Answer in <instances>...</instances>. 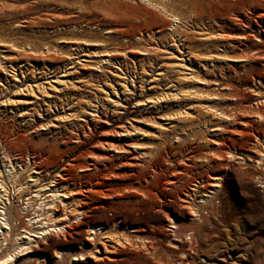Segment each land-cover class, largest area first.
Here are the masks:
<instances>
[{"label": "rangeland", "instance_id": "obj_1", "mask_svg": "<svg viewBox=\"0 0 264 264\" xmlns=\"http://www.w3.org/2000/svg\"><path fill=\"white\" fill-rule=\"evenodd\" d=\"M176 17L179 43L166 32ZM79 43L85 50L76 55ZM149 46L157 53L140 55ZM106 50L127 59L94 69L98 58H86V51ZM220 81L231 87L222 90ZM162 91L168 96L158 101L161 110L136 107ZM117 95L126 101L115 108ZM258 101L264 0H0V179L9 202L3 204L16 214L57 178L71 191L82 185L90 206L79 226L40 242L20 263H77L93 222L123 245L110 259L88 253L92 264H264V166L255 160L264 128H242L220 115L254 122ZM130 125L131 142L146 152L141 165L109 149L95 176L82 177L80 167L94 160L88 151L107 138L124 146L126 139L114 137ZM10 162L25 169L15 182L4 172ZM33 171L41 176L35 186L27 182ZM214 175L221 177L217 200L204 205L202 220H183L185 201L200 198L186 193L196 183L209 189ZM31 201L38 209L41 200ZM171 219L178 226L173 236Z\"/></svg>", "mask_w": 264, "mask_h": 264}, {"label": "bare ground", "instance_id": "obj_2", "mask_svg": "<svg viewBox=\"0 0 264 264\" xmlns=\"http://www.w3.org/2000/svg\"><path fill=\"white\" fill-rule=\"evenodd\" d=\"M179 25L180 20L176 17L173 19V23L166 30L167 33H170L174 37L173 40H175V42L177 43H179L181 40H179L178 38L176 39L177 34H179ZM160 34L163 36L162 32L158 33V35ZM75 46L76 48L74 50L77 51L76 55H79L80 53L82 54L84 52L85 47H83L82 44L79 43ZM157 50V47L152 46L142 48L140 50V55L149 56L153 53H157ZM165 51H167V49ZM86 52L88 56L90 55L86 58H98L96 64L94 65V69L96 70H99L104 65L108 67L115 66L116 63L122 62L123 60L127 59V57L119 56L116 50H106L98 54H95L91 51ZM134 57L138 59L141 56H139L138 54H134ZM69 58V65H72L73 70H75L76 65H74V61L76 58H74V54H71ZM78 59L80 58H77V60ZM155 80L159 81L160 79L155 78ZM205 85H207V83ZM218 85L222 87V90L231 87L230 85L222 83L221 81L218 83ZM203 94L205 97L215 98V101L220 100L221 98V95L209 93L208 91L203 92ZM176 95L177 94H173V97H178ZM138 96L142 97L141 94H139ZM167 96L168 94L162 91L157 96L148 97L147 100H144L142 102L140 101L136 104V107L145 106L148 112L161 110L159 108L158 101L163 100ZM116 99L117 100L115 101V108L122 106V104L119 102L120 99L126 101L125 95H122L121 98L117 95ZM173 100L178 101L177 99ZM259 106H261V108H259ZM255 107L258 113L255 114V119H253L254 122H250L246 117L236 119V115L234 114L227 115L220 113V115L230 120H239L238 123H240V127L242 128L246 126L253 127L252 125L256 127L262 126L264 128V101H258L255 104ZM243 109V107L239 106L237 110L240 111ZM121 129V131L116 132L114 138L118 140L126 139V144L124 146H116L117 141L114 142V140L109 138H107L108 140L106 141L103 140L98 142L97 150H95L94 146V148H91V150H89L87 153L88 157L94 159L93 164L89 163L88 166L80 167L79 171H84L82 173V177L92 179L95 176L94 171H96L99 167V162L107 161L110 159L107 155V151L109 149H112V152L115 153V155L124 154L130 156V158L126 159V161L133 159L136 162V165H133H141L142 161L140 160V158L144 157L146 155V152L142 153L139 150V145L135 142H131V134L136 131V127L130 125L128 128H125V126H123V128ZM218 129L220 128L218 127ZM234 133L243 134L242 131H239L238 133L234 131ZM255 153V160H257L258 165L264 166V150ZM130 162L131 161H129V163ZM19 164L20 163L14 164L13 162H10L8 165L4 166L5 175L13 179L14 182L17 181V179L25 172V169H22ZM2 177L3 174L0 175V178ZM40 177L41 176L39 171H33L31 173H28L27 182L31 186H35L40 181ZM210 178L211 180L208 181V188L212 191H210L209 189L204 190L207 187L206 185V187H201L199 183H196V185L191 186L189 192L186 193V199H190L192 196L194 197L196 195H198V197L200 198H198L199 202H196L195 204L185 201V206L182 207L184 211L183 220H186L187 216L190 217L192 222L199 219L202 220L203 212L206 210V207L204 205L209 204L214 197H216L217 200V193L218 188L220 187L221 177L219 175H214ZM172 182V179L169 180V185L172 184ZM99 185L100 184H95V186H91L90 190L92 192H96L95 190L96 188L100 187ZM5 193L6 187L0 179V264H21L19 259L20 256H25L26 260H31V254L34 253V248L37 247V244H39L40 242L48 241L51 237L60 235L65 236L76 226H79V224H81L85 219H87L90 212V206L86 204L82 185L79 184L77 186L76 184H73L71 191L68 190V186L66 187L63 181L58 180L57 178H54L50 185H42V187L37 188V190L34 192V196L31 199H27L25 203H23L25 204L24 207L20 208L19 212H17L16 214L11 212V208L8 209L7 204H9V202L4 198ZM32 199H38V201L41 200L39 208L36 210L33 209V204L31 201ZM15 204L16 206H20L19 196L16 197ZM71 204H73V206H69ZM168 223H170L173 228L170 234L171 236H173L177 233L178 226L175 225L172 219L169 220ZM114 225L115 224H112L111 227H113ZM105 228L99 226V224H93V222L87 224V237L83 238L80 242V251L75 255V257H79V259L75 264H92V262L84 259V257H88V253L92 254V256L95 257V261L103 259L96 255L98 253H102L101 256L106 255V259H110L111 257H108V255L112 254L117 247L123 245L122 241H120L118 237H115V234L109 232V230L107 232H104L106 230ZM57 258H59L58 260L60 261L64 259V256H62V254H58ZM74 260H76V258ZM38 263L41 264L40 261Z\"/></svg>", "mask_w": 264, "mask_h": 264}]
</instances>
